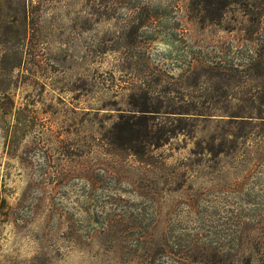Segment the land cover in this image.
Here are the masks:
<instances>
[{
  "label": "rangeland",
  "instance_id": "rangeland-1",
  "mask_svg": "<svg viewBox=\"0 0 264 264\" xmlns=\"http://www.w3.org/2000/svg\"><path fill=\"white\" fill-rule=\"evenodd\" d=\"M24 1L0 0V264H264V0ZM162 73L208 114L108 144Z\"/></svg>",
  "mask_w": 264,
  "mask_h": 264
},
{
  "label": "trees",
  "instance_id": "trees-1",
  "mask_svg": "<svg viewBox=\"0 0 264 264\" xmlns=\"http://www.w3.org/2000/svg\"><path fill=\"white\" fill-rule=\"evenodd\" d=\"M221 5L229 2H237V0H221ZM25 5V1L23 0ZM135 30L131 31L129 36L136 37ZM130 40V39H129ZM133 44L135 41L130 40ZM17 66V65H14ZM227 70V69H226ZM213 68H210L207 72L220 79H225V70H216L212 72ZM164 74H161L159 78V83L162 86L159 93L151 88L140 87L135 94L132 95L133 101L132 105L135 108V113H139L138 116L133 117H119L118 121L114 123L112 129L107 133L105 139L108 144L114 145L122 150H133L135 154L141 156L145 151L143 148H138L139 145H163L169 140V137H173L174 134L180 133L185 130L187 125L182 124L183 118L189 116L190 118H199L201 116H206L209 112V106L205 101L206 99L202 96L197 97V99L189 98L188 100L180 97L176 99L175 96L172 97V93L176 92V89L172 83L164 78ZM165 82L164 84H162ZM197 84V81H194ZM199 83V82H198ZM260 101L262 105L264 104V86L259 90ZM179 93V92H176ZM262 93V94H261ZM260 111L261 109L258 108ZM175 115L178 117L179 124L173 125L168 128L165 121L154 122L150 117L151 115ZM262 114V111L260 112ZM229 116V122L234 123L233 120H237V117H241L243 121L247 119V116L237 115L236 113H231ZM253 118V116H251ZM255 119V117H254ZM257 119L264 122V116L259 115ZM212 150V149H211Z\"/></svg>",
  "mask_w": 264,
  "mask_h": 264
}]
</instances>
